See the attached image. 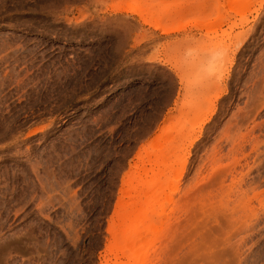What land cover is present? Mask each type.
<instances>
[{
    "label": "rangeland",
    "instance_id": "374dc122",
    "mask_svg": "<svg viewBox=\"0 0 264 264\" xmlns=\"http://www.w3.org/2000/svg\"><path fill=\"white\" fill-rule=\"evenodd\" d=\"M162 152L146 264H264V0H0V264H115Z\"/></svg>",
    "mask_w": 264,
    "mask_h": 264
},
{
    "label": "bare ground",
    "instance_id": "6f19581e",
    "mask_svg": "<svg viewBox=\"0 0 264 264\" xmlns=\"http://www.w3.org/2000/svg\"><path fill=\"white\" fill-rule=\"evenodd\" d=\"M131 7H133L132 1L128 8ZM165 156L163 152L158 156L155 162V169L158 170L156 173L139 186L133 187L139 192L140 187L148 186L149 190L145 195L137 194L124 202L123 210L119 215L121 227L124 229L121 230L114 244L115 264H146L150 258L154 242L149 235L158 230L153 222L156 207L160 208L157 214L161 217L172 202L171 194L168 193L170 183L165 180ZM154 170L152 169V172Z\"/></svg>",
    "mask_w": 264,
    "mask_h": 264
}]
</instances>
